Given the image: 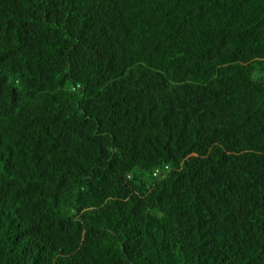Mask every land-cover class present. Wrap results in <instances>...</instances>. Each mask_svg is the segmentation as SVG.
I'll return each instance as SVG.
<instances>
[{
  "label": "trees",
  "instance_id": "obj_1",
  "mask_svg": "<svg viewBox=\"0 0 264 264\" xmlns=\"http://www.w3.org/2000/svg\"><path fill=\"white\" fill-rule=\"evenodd\" d=\"M0 264H264V0H0Z\"/></svg>",
  "mask_w": 264,
  "mask_h": 264
}]
</instances>
